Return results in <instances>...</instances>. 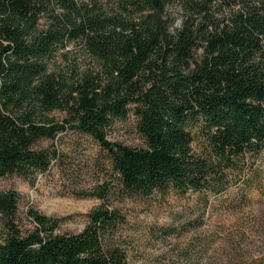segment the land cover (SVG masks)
Wrapping results in <instances>:
<instances>
[{"label": "trees", "instance_id": "trees-1", "mask_svg": "<svg viewBox=\"0 0 264 264\" xmlns=\"http://www.w3.org/2000/svg\"><path fill=\"white\" fill-rule=\"evenodd\" d=\"M73 41L95 62L78 77L51 68ZM131 110L144 146L108 138ZM69 129L107 151L125 195L221 193L238 170L264 193V0H0V177L47 170L59 152L38 143ZM19 197L0 187V264H127L117 207L103 202L84 229L64 233L32 209L24 232Z\"/></svg>", "mask_w": 264, "mask_h": 264}, {"label": "rangeland", "instance_id": "rangeland-1", "mask_svg": "<svg viewBox=\"0 0 264 264\" xmlns=\"http://www.w3.org/2000/svg\"><path fill=\"white\" fill-rule=\"evenodd\" d=\"M168 12L179 26L180 9L174 6ZM94 63L84 45L73 41L56 52L51 68L78 77ZM49 116L63 121L66 113L55 110ZM137 125L131 110L125 119L112 123L108 138L144 146ZM38 146L59 152L47 170L0 177L2 189H15L20 195L17 224L24 232L35 227L32 209L59 219L58 233L79 232L89 222V213L105 202L125 215L115 239L127 250V264H264V193L257 187L247 189L241 170L230 175V185L221 193L171 189L125 195L107 151L93 137L69 129ZM194 149L199 153L204 149L199 136ZM102 186L109 189L105 199L95 194ZM4 223L0 215V235Z\"/></svg>", "mask_w": 264, "mask_h": 264}]
</instances>
